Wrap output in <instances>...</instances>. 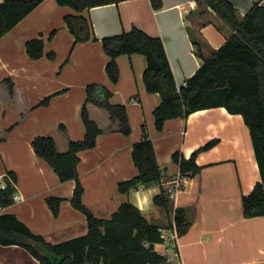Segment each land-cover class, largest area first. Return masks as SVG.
Segmentation results:
<instances>
[{"label": "crops", "instance_id": "1", "mask_svg": "<svg viewBox=\"0 0 264 264\" xmlns=\"http://www.w3.org/2000/svg\"><path fill=\"white\" fill-rule=\"evenodd\" d=\"M195 1L194 5L192 0H162V6L154 8L151 0H120L86 8L82 13L90 18L98 38H90L83 43L85 46L83 60H87L96 67L100 64L103 69L110 57L103 47L101 38L120 34L136 25L162 38L177 85H184L203 63V58L198 51L200 50L206 57L210 56L213 50L225 43L233 32L231 26L216 11L200 0ZM232 2L236 7L237 17L243 19L255 3L263 4L264 0H232ZM67 13L76 14L78 11L71 6L60 5L57 0H43L0 38V58H2L0 113L6 110L17 112L27 110L30 113L41 107L47 108V105L42 104L41 101L44 97L51 95L50 93L52 95L54 93L51 103L55 98L65 97L75 89L92 82L90 79L76 82L66 71L63 75L62 70H58L61 64V54L56 51L59 40H63L66 45L67 41L70 43L75 37L65 22L64 16ZM53 29H56L55 35L47 39ZM40 32H44L46 36L45 51L56 49V58L48 59L45 55L33 59L29 56L26 51V41ZM117 60L120 66V81L125 80L124 82L127 83L124 90L130 97L133 96L132 104L141 108L142 113L137 116L138 123L145 125L142 123L143 118L146 119V111L149 112L161 102L160 94L148 91L143 81V72L148 65L147 58L143 53L135 52L129 55L120 54ZM128 60L131 61L132 73L127 69ZM57 70L58 75L55 74ZM51 71L53 83L47 86ZM8 77L14 83L13 93L10 92L4 80ZM41 81L48 88L31 96L28 86L34 83L41 84ZM102 81L104 83L101 84L110 88L106 78H102ZM59 85L60 91L56 92ZM61 86L66 89L61 91ZM119 89L121 86L116 87L117 91ZM82 101L83 98L80 95L77 109L80 108ZM88 108L90 117L104 132L99 137L96 148L90 152L83 151L84 149L79 152V168L83 166L88 156H92L93 152L97 153L96 159L93 160L95 166L91 168L89 177L94 178L97 183L100 180L99 190L92 189L97 193L89 198V190L85 184L83 193L85 203L91 209L94 207V214L99 215V212H96L99 202L102 204L100 206L98 204V207L104 208V213L108 211L110 217L122 202L131 200L150 221L161 227H170L174 221L175 209L186 207L191 213L192 224L184 234L179 235L176 246L171 241L155 244L157 250L167 255L169 262L172 261L175 264H264V214L250 217L244 214L243 196L253 189L261 176L250 128L241 113L230 112L225 106H216L196 110L187 118H169L165 121L162 131H157L153 123L149 124V130L146 129V133L154 143L156 157L162 170V181L149 186L139 185L128 192L119 190V193H114L109 201L108 191L106 192L107 189L103 188H106L107 183L108 187H111L113 183L115 186L119 184V181L133 178L138 174L137 166L132 160V148L133 143L138 139L141 140L145 135H140L139 131L134 132V134L139 133L138 136L123 135L124 132L118 128V122L112 120L105 107L90 101ZM103 113L105 118L99 120V114ZM134 127L136 128L135 125ZM60 128L66 130L65 125H60ZM10 130L8 137L13 132ZM84 131L83 128L80 129V135L73 137L81 138V133ZM6 138L1 139L4 141L0 143L1 145L6 143ZM72 138L68 141L73 140ZM212 139H217L216 143L208 149L201 150L197 156V162L202 166L201 170L195 175L188 176L176 196L171 199L169 211L156 205L153 201L154 196L162 187L166 189L169 182L180 171L179 165L173 161V153L180 150L189 157L195 149ZM56 140L59 142L58 139ZM31 141L29 139L26 145L25 155L29 157L28 163L20 160L23 164L21 162L11 164L6 149L5 153H0V187L6 185L5 175L9 169L15 170L18 175L14 202L9 206H15L18 201L23 202L24 207L31 204L33 192L30 190L31 187L26 185L28 182L25 176L27 179V175L31 171H37L38 168V178H42L47 189L52 186L53 181V186L60 188L55 193L64 198L62 209H68L69 218L66 224L59 222L58 218L61 217L59 216L57 219L51 218L52 226L41 228L29 216L23 215L18 210L14 212L35 233L43 234L51 242H60L85 234L88 231V221L85 219L84 230L78 232L84 218L69 202L76 180L61 181L60 178L55 177L50 165L36 154ZM102 142L105 143L104 146L101 145ZM62 144L63 146L58 148L60 151H65L66 145ZM46 177H50V180ZM102 178L106 182L105 185L102 184ZM87 199L92 201V204ZM114 199L117 201L114 202ZM9 206L1 211H8ZM70 213H72L71 219ZM70 231H75L73 232L75 234ZM66 232L70 234L64 236ZM0 247L9 249V254L2 257V264H39V259L21 245L0 243ZM166 247L170 249L167 250ZM173 255L178 258L177 261Z\"/></svg>", "mask_w": 264, "mask_h": 264}, {"label": "trees", "instance_id": "2", "mask_svg": "<svg viewBox=\"0 0 264 264\" xmlns=\"http://www.w3.org/2000/svg\"><path fill=\"white\" fill-rule=\"evenodd\" d=\"M43 0L0 1V38L31 12ZM120 0H57L60 5L73 7L78 13H67L65 22L75 36V42L97 39L90 18L82 12L86 8ZM216 11L233 29L225 43L204 56L201 66L187 79V84L178 88L175 75L161 37L152 35L134 25L120 34L101 38L109 55L106 70L113 81L120 77L117 61L122 53H143L148 65L143 72L145 87L158 92L161 102L155 107V121L162 130L165 121L173 117L187 118L192 112L216 106H225L230 112L241 113L250 128L255 157L260 168V180L243 196L244 214L248 217L264 214V3H255L243 19L236 15L232 0H200ZM154 8L162 6V0H151ZM56 29L50 31L51 39ZM44 32L26 41V50L31 58L45 54ZM47 55L56 58V51ZM14 91L11 78L4 79ZM86 101L81 115L86 132L83 139L71 140L69 149L60 151L51 135H37L32 141L36 154L57 172L61 181L76 180L72 204L87 212L88 231L60 242H51L43 234L35 233L15 212L1 211L14 202L18 175L9 169L5 175L6 185L0 187V243L18 244L28 249L39 259V264H169L167 255L157 250L155 244L163 241L158 224L150 221L143 211L131 200L122 202L109 218L98 217L82 201L84 187L78 171L79 152L96 145L98 134L103 129L90 117L88 102L105 107L118 128L130 133L131 124L126 105L110 100L111 90L101 83H90L86 87ZM59 92V91H58ZM51 95L41 103H48ZM61 126H64L61 124ZM145 136L133 143L132 157L138 168L133 178L119 181L118 188L128 192L139 185L160 183L162 170L156 157L151 138ZM217 139H212L195 149L189 157L180 150L173 153L181 173L191 176L201 170L197 156L201 150L210 148ZM63 197L49 195L51 208L58 214ZM153 201L169 211L171 198L165 188L154 196ZM192 224V216L186 207H177L174 221L179 235ZM168 227V226H167Z\"/></svg>", "mask_w": 264, "mask_h": 264}, {"label": "rangeland", "instance_id": "3", "mask_svg": "<svg viewBox=\"0 0 264 264\" xmlns=\"http://www.w3.org/2000/svg\"><path fill=\"white\" fill-rule=\"evenodd\" d=\"M66 41V40H65ZM87 40H79L75 42V37L73 38V40H71L70 43H66V45H64V41L63 40H59V44H58V49L56 51H59L61 54V64L58 68V70H62V74L64 75V71L67 72V74H69V76L71 78L74 79V81L76 82H84L85 79L87 80H91V83H104L102 81V78H106L109 82V89L111 90L112 94L110 96V100L114 103L120 102L126 105L127 111H128V116L130 119V123L131 124V131L128 134L123 133V135L132 137L134 136H138L139 133L134 134L135 131H139L140 135L144 134V130L142 129L143 125H139L138 120H137V116L140 115V113H142L141 108L139 106H136L134 104H132V97L129 96V94L124 90L125 87H127V83H125L124 81L122 82V80L120 81V77L118 81H113L111 80V78L109 77L107 70H106V65L108 63V61L105 63V66L103 69H101V65L99 64L98 67H96V65L94 64H90L88 63L87 60H83V56H84V49L85 46L83 45V43H86ZM66 46V47H65ZM64 48V49H63ZM27 51V50H26ZM48 52L45 51V54L43 56L46 55V57L48 59H51L48 55ZM122 54H128V53H122ZM129 55V54H128ZM42 56V57H43ZM41 58V57H39ZM33 59H37V58H33ZM118 61V60H117ZM2 63V58H0V64ZM127 69L130 73H132V65H131V61L128 60L127 61ZM1 68V67H0ZM56 71V75H58L59 71ZM51 80H53L52 77V71L50 73V75L48 76V81H47V86H49L50 84H52L53 82H51ZM107 82V81H106ZM90 84V83H88ZM86 83V85H83L82 87H79L77 89H75V91H72L71 93H68L67 96L65 97H61V98H55L54 100H52V102L50 103V100L52 98H50L48 103H42L47 105V108L45 107H41V109H38L37 111L34 112H28L26 111H22V112H17V111H13V110H6L3 114L0 113V143L4 142L1 139L6 138V143L4 144H0V153H5V149L6 152H8L7 154L10 157V161L12 162L11 164H14L16 162H21L20 160H22L23 163L27 162L29 160V157H27L25 154L27 153L26 151V145L28 143V140L34 139V137H36L37 135H51L56 139L59 140V142H57L56 140V145L57 148L60 147L61 145L63 146L62 143H65L66 145V150L69 149L70 146V142L68 141L69 138H72L73 136H79L80 135V129L83 128V133H81L82 137L81 138H72L73 140H79V139H83L85 136V132H86V128L82 115H81V108L83 103L86 101V96H87V91H86V87L88 85ZM106 84V83H105ZM47 86L40 83H34L32 84V86H28V90L30 95H36L37 93L39 94L41 91H43ZM117 86H121V89H119L118 91L116 90ZM48 88V87H47ZM61 91L66 88L61 86ZM60 91V85H59V89L56 91L58 92ZM82 92V94H81ZM49 94V93H48ZM52 94V93H50ZM28 95V92H27ZM80 95L83 98L82 104L80 105V108L77 109V104L78 101L80 100ZM38 96V95H37ZM137 96V95H136ZM89 103V102H88ZM49 105V106H48ZM44 106V105H43ZM154 109L155 107H153L151 110H149V112L146 111V119L143 118V123L146 125V129L149 130V124L153 123L154 127L156 128L157 131H162L159 130L156 126V121H155V114H154ZM105 113L106 110H105ZM105 118L104 113L103 114H99L98 119L99 120H103ZM64 124L66 127V130H63L60 128L61 124ZM83 123V124H82ZM133 124V126H132ZM84 125V126H83ZM134 125L136 126V128L134 127ZM11 129V130H10ZM15 129V130H14ZM78 129V132H77ZM13 131L10 134V137H8V132ZM104 134L103 131H101L98 136H97V142H99V137ZM149 134V132H148ZM142 136V137H143ZM141 139V138H140ZM71 140V139H70ZM120 140V139H119ZM139 140V139H138ZM136 140V141H138ZM31 141V143H32ZM23 145V146H22ZM102 146L105 145L104 142L101 143ZM22 146V147H21ZM97 143L95 146L90 147V148H86L83 151H92L94 148H96ZM59 150V148H58ZM65 150V151H66ZM97 157V153L93 152L92 156H88L85 161L84 164L81 168L78 166V171L80 173V179L81 182L83 184V187L85 188V184L88 187V197L90 198V196H94L95 193L92 191H98V185L99 182L97 183V181L92 178L89 177L90 176V171L91 168H94L95 163L93 162L94 159H96ZM133 160V158H132ZM9 161V162H10ZM21 162V164H23ZM134 162V161H133ZM28 168V166H26ZM52 168V170L54 171V175L55 177L57 176L59 179V176L57 174V172L55 171V169L50 166ZM36 167H34L35 169ZM137 168V167H136ZM26 171V169H25ZM137 173H138V168H137ZM83 176V178H82ZM23 177H24V173H23ZM42 177V175H41ZM47 180H50V177H46ZM25 180L28 182L26 185L30 186L33 192V199L31 197V204H29L28 207H24L23 202L18 201V203L11 207H8V211L14 212V211H19L22 212L23 215H26L27 217L29 216V218L38 226L42 227H50L52 226V220L54 217H56V219L61 216L59 219V222H65L66 224V220L69 218V212L68 209H62V202L64 200V198L61 199L60 201V207H59V212L58 214H55L53 209L51 208L49 201L47 199V197L49 195H56L59 196L58 194L55 193V191L59 190L60 188H58L56 186V188L53 186L54 181L52 186L47 189V186H45V183H43L42 178H38V168L37 171L34 170L30 172L29 175H27V179L25 176ZM103 181L102 184H106V182L104 181V179H101ZM112 185V184H111ZM97 187V190H96ZM100 187V186H99ZM55 188V189H54ZM104 189H107L106 192L107 193V199L109 197V201L112 198L114 193H119V189H118V183L114 186V183L111 187H108V183L106 188L103 187ZM49 190L51 192H49ZM35 192V193H34ZM74 192V191H73ZM64 193V191H63ZM84 193V192H83ZM73 195V194H72ZM96 195V194H95ZM61 197V196H60ZM71 198V197H70ZM82 201L84 202V204L92 211L93 213V209L94 207H92L93 209L90 208V206L88 204L85 203V201L83 200V196H82ZM87 201L92 204L90 200L87 199ZM114 202L117 201L116 199L113 200ZM69 202L71 203L72 207L74 209H76L78 212H80V215L84 218V222L82 223V225H80V229L78 232H80V230H84L83 229V225H86V220L87 219V212L84 210H81L77 207H75L72 202L71 199H69ZM44 203V205L42 204ZM69 203V204H70ZM102 204V202L97 203V207H96V212H99L98 217H109L108 211L106 213H104V208H100L98 207ZM94 206V205H93ZM47 209V210H46ZM101 209V211H100ZM49 211H51L50 213H52L50 215ZM102 212V213H100ZM94 214V213H93ZM100 214L102 216H100ZM97 216V214H94ZM72 218V213H70V219ZM69 219V220H70ZM86 219V220H85ZM55 226H56V221H55ZM72 232V231H70ZM70 232H66L64 236H67L70 234ZM75 232V231H73ZM72 234H75L73 233ZM87 232V231H86ZM58 236V235H57ZM62 236V235H61ZM58 239V237H57ZM9 254V249L6 247H0V264H2V257H4V255ZM12 254V253H11ZM173 254V253H171ZM174 256V255H173ZM175 261H177V257L174 256ZM169 264H175L174 262L170 261Z\"/></svg>", "mask_w": 264, "mask_h": 264}, {"label": "built area", "instance_id": "4", "mask_svg": "<svg viewBox=\"0 0 264 264\" xmlns=\"http://www.w3.org/2000/svg\"><path fill=\"white\" fill-rule=\"evenodd\" d=\"M196 1L192 0V4L195 5ZM187 84V81L184 83V85ZM178 88H180V86H178ZM188 176L181 173V171H179L177 173V175L169 182L167 188H166V193L169 196V198H174L176 196V194L178 193V191L181 189V187L183 186V183L187 180ZM160 231H161V237L163 239V242H168L171 241V243H173V245L176 246V243L178 242L179 239V233L176 229L175 226L173 227H160ZM162 242V241H161ZM165 249L169 250V247H166Z\"/></svg>", "mask_w": 264, "mask_h": 264}]
</instances>
